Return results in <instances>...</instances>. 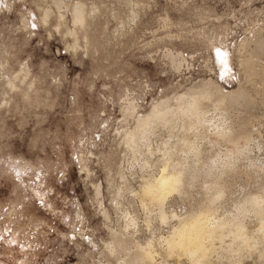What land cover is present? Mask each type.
Here are the masks:
<instances>
[{
	"label": "rangeland",
	"instance_id": "rangeland-1",
	"mask_svg": "<svg viewBox=\"0 0 264 264\" xmlns=\"http://www.w3.org/2000/svg\"><path fill=\"white\" fill-rule=\"evenodd\" d=\"M263 203L264 0H0V264H264ZM206 215V256L168 245Z\"/></svg>",
	"mask_w": 264,
	"mask_h": 264
},
{
	"label": "bare ground",
	"instance_id": "bare-ground-1",
	"mask_svg": "<svg viewBox=\"0 0 264 264\" xmlns=\"http://www.w3.org/2000/svg\"><path fill=\"white\" fill-rule=\"evenodd\" d=\"M81 5H83V4H78V5H76V7L74 8V10H73V13H74V18H75V21L76 22H80L81 24H82V22L85 20L84 19V15H85V11H84V9H83V7L81 6ZM84 14V15H83ZM191 100V99H190ZM189 100V102L187 103V104H184V106L182 107L181 105H179V106H181V108L180 109H183L184 110V112H186L187 114L188 113H190V116H191V112H192V115H193V117L194 116H197V117H194V118H199V117H202V116H199V112H200V104H199V102L196 100V99H193V100H191L190 101ZM165 102V101H164ZM163 102V103H164ZM162 103V104H163ZM165 104H166V102H165ZM161 105V104H160ZM159 105V106H160ZM159 106H158V108H154L153 110H152V113L150 114V115H148L145 119H142V120H140L139 121V124H138V127L136 128V130L134 131V132H131V133H129V135H128V138H129V140H131V141H133L134 143H137V142H139L138 141V139H140V138H144V135H146V131L148 132L149 130L147 129L148 128V126H149V123L154 119V120H156L157 122H158V119H159V117H160V109H161V107H162V105L160 106V108H159ZM164 107V106H163ZM166 108V107H165ZM169 109V108H168ZM177 109V108H176ZM162 110V109H161ZM171 110H173V109H171ZM169 111V110H168ZM179 111V110H178ZM181 111V110H180ZM163 112H167V111H162V113ZM182 112V111H181ZM202 113H203V111H201ZM200 112V113H201ZM180 113V112H179ZM178 113V114H179ZM183 114V113H182ZM186 114V115H187ZM204 114V113H203ZM202 114V115H203ZM206 114V113H205ZM166 115H167V113H166ZM170 115V114H169ZM174 115V114H173ZM184 116V115H183ZM182 116V117H183ZM199 116V117H198ZM225 116V115H224ZM227 116V115H226ZM225 116V117H226ZM162 117V116H161ZM168 117V116H167ZM173 117H175V115L173 116ZM172 117V118H173ZM176 117H178V116H176ZM175 117V118H176ZM179 117H181V116H179ZM178 117V118H179ZM207 117V116H206ZM164 118V117H163ZM190 118V117H189ZM193 118V119H194ZM209 118V117H208ZM222 118H224L223 116H222ZM227 118V117H226ZM162 119V118H161ZM200 119V118H199ZM203 119H205V116L203 115ZM214 119V118H213ZM174 120H176V119H174ZM180 120H182V119H180ZM190 120H192L191 118H190ZM206 120H207V118H206ZM209 120V119H208ZM211 120V119H210ZM223 120V119H222ZM165 121V120H164ZM168 121H170V120H168ZM196 121L198 122L199 120H197L196 119ZM212 121V120H211ZM211 121H210V124H211ZM217 121V120H216ZM216 121H214V123H213V125H216V126H220V125H217V124H215L216 123ZM221 121V120H220ZM154 123H155V121H153ZM160 122H162V121H160ZM159 122V123H160ZM186 122H187V120H186ZM192 122V121H191ZM190 122V123H191ZM197 122H195V123H197ZM199 122H202V121H199ZM213 122V121H212ZM168 122H166V124H167ZM170 123H172V122H170ZM183 123H184V121H183ZM187 123H189V121L187 122ZM207 123V122H206ZM151 124V123H150ZM165 124V125H166ZM169 124V123H168ZM174 124V123H173ZM198 124H200V123H198ZM220 124V123H219ZM177 125V124H176ZM208 125V124H207ZM212 125V124H211ZM184 127H185V124L183 125ZM188 126H189V124H187L186 125V127H187V129H188ZM190 127V126H189ZM193 127V126H192ZM221 127V126H220ZM150 128V127H149ZM217 128V127H216ZM190 129V128H189ZM188 129V130H189ZM221 129V128H220ZM222 131V130H221ZM155 132V131H154ZM185 132H188V131H185ZM171 135V134H170ZM149 136V135H148ZM147 137V136H146ZM126 138V137H125ZM142 138V139H143ZM183 138H185L184 136H183ZM167 139V138H166ZM170 139V138H169ZM186 139V138H185ZM185 139L183 140V141H185ZM143 143V142H142ZM164 143V142H163ZM131 144V143H130ZM149 144V143H148ZM151 145V144H150ZM165 145V144H164ZM140 147V146H139ZM138 147V148H139ZM187 147V146H186ZM151 148V147H150ZM158 148V147H157ZM185 148V147H184ZM148 149V148H147ZM150 150V149H149ZM166 150V149H165ZM183 150V149H182ZM187 150V149H186ZM185 151V150H184ZM191 151V150H190ZM167 152V151H166ZM179 152V151H178ZM181 152V151H180ZM186 152H188V151H186ZM150 153V152H149ZM152 153V152H151ZM163 153V152H162ZM165 153V152H164ZM139 155V154H138ZM169 158V157H168ZM170 159V158H169ZM169 161V160H168ZM164 163V162H163ZM165 163H167V162H165ZM145 164V163H144ZM148 164V163H147ZM164 165V167H165V164H163ZM174 165V166H173ZM173 167L172 168H175L178 164H174L173 163ZM176 165V166H175ZM166 166H167V164H166ZM180 166H181V164H180ZM179 166V167H180ZM178 167V166H177ZM166 168V167H165ZM165 168H164V170H165ZM181 168V167H180ZM184 168V167H183ZM192 168V167H191ZM170 169V168H169ZM164 170H163V172H164ZM168 170V169H167ZM166 170V171H167ZM172 170H174V169H172ZM184 170V169H183ZM183 170H182V172H183ZM166 171H165V173H166ZM170 171V170H169ZM168 171V172H169ZM191 171V169H189V172ZM172 172H174V171H172ZM176 172V171H175ZM181 172V170H178V168H177V172L176 173H170V174H163L160 178H158V177H156L155 179H153V180H151L150 178V181H147V183H146V185L144 186V195L145 196H147V198L149 199V198H151V199H156V201H157V203L159 204V207L161 208L160 210H159V212H160V218H162L163 220L166 218V216H168L167 214L165 215V211H164V205H165V199H166V195L168 194V193H170L171 191H176V190H179L180 192H181V190L183 189L182 187L184 186L183 185V178L185 179V177H186V175L184 176L183 175V177H182V174H185L186 172L184 171V173H182ZM193 172V171H192ZM191 173V172H190ZM189 173V174H190ZM183 185V186H182ZM182 186V187H181ZM181 189V190H180ZM142 190V191H143ZM179 191H177V192H179ZM179 192V193H180ZM220 195V194H219ZM146 198V199H147ZM149 201V200H148ZM259 201V200H258ZM154 202H155V200H154ZM256 202V201H255ZM153 203V202H152ZM156 203V202H155ZM154 204V203H153ZM261 204H262V202H261ZM260 202H256L255 204H253L252 205V207L253 208H255V209H258V211H260L259 210V208H260ZM264 204V203H263ZM243 209H245L244 208V206L242 207ZM262 208V207H261ZM263 215V214H262ZM264 216V215H263ZM168 218V217H167ZM166 218V219H167ZM209 216L208 215H206V216H203L202 218H197V219H193L192 221L193 222H189L188 221V223H186V221L183 223L182 222V226L181 225H179V226H181L179 229H175L176 231L174 232V233H172L173 234V236L172 237H169V239L167 240V242H168V245L171 247V248H177V247H179L180 248V250H182V252L185 254H188V256H190V257H195V256H199V254L201 255V256H206V254H207V252H208V247H207V240H209V238H211L213 235H214V233H217L216 232V230L218 229H222V228H224V225L226 226V224L223 222H221V225L219 226L218 225V227L216 226L215 228H213L214 227V225H213V227H211L209 224ZM222 224H224V225H222ZM242 223H240V225H238V226H236V227H238V229H237V234H236V236L237 237H241V235H242V230H243V226L241 225ZM226 228V227H225ZM225 228H224V230H225ZM262 231H264V220H263V222H262V225H261V228H260ZM219 232V231H218ZM236 232V231H235ZM216 235V234H215ZM243 235H244V233H243ZM217 236V235H216ZM243 238H244V236H242ZM241 237V238H242ZM213 238H215V237H213ZM220 238V237H219ZM212 239V238H211ZM247 239V238H246ZM206 240V241H205ZM249 241V240H248ZM205 242H206V244H205ZM246 242V241H245ZM244 242V243H245ZM124 241L123 240H121L120 239V241H119V246H123L124 245ZM166 243V242H165ZM116 245V244H115ZM127 245V244H126ZM167 245V246H168ZM118 247V246H117ZM127 247V246H126ZM120 248V247H119ZM122 249V248H121ZM145 249V248H144ZM117 250V249H116ZM151 253L149 252H146V253H144L143 252V248H142V250H137L136 252H135V254H133V256L129 259V261L132 263V264H137V263H144V262H146L145 260H147L148 261V259H150L151 257ZM200 256V257H201Z\"/></svg>",
	"mask_w": 264,
	"mask_h": 264
}]
</instances>
